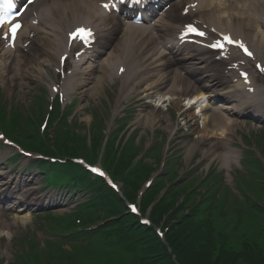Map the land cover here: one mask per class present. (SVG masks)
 Listing matches in <instances>:
<instances>
[{"label": "rangeland", "instance_id": "rangeland-1", "mask_svg": "<svg viewBox=\"0 0 264 264\" xmlns=\"http://www.w3.org/2000/svg\"><path fill=\"white\" fill-rule=\"evenodd\" d=\"M262 37L264 36L261 31L259 39ZM34 77L27 80L32 83H28V86L25 85L24 88L14 89L13 93H9L5 89V97L2 99L4 103L3 105L0 103V108L5 107L10 110L17 106L29 121L36 120L39 111H41V105L38 108L37 104L38 96L41 97L40 89L45 86L46 81H43V79L42 81L34 80ZM105 88L101 96L93 95L91 98L83 96L82 100L78 95V99L76 98L74 103L76 119L73 126L63 131L66 136L72 139L69 146L76 156L84 155L95 158L98 148L103 142L108 127L107 120L112 113V107L118 95L114 85L110 84L108 86L106 83ZM2 97L3 95H1ZM136 106V110H128V116L134 114V117L118 118L117 127L118 125L119 127L124 125L123 128H128V131L122 136L121 132L115 130L117 139L114 138L116 141L110 140L109 150L106 149L107 159L109 157L110 160H114L115 156L121 155L122 158L118 160L119 164L124 159L123 162H129V164L131 162V166L147 168L148 170L144 175L146 179L158 170L162 159V150L168 147L167 158L168 156L171 157L172 153H174L172 158H180V162L176 163L177 168L174 170L177 175L169 173L171 171L164 174L162 179L156 182V186L159 188H156V194L151 196L150 199L160 198L161 195H164L165 189L170 187L173 190L171 196L179 201L178 207L180 202L183 201L180 208L185 214L187 212L192 213L196 207L198 210L195 212V224H203L206 220L212 236L208 232H199L200 234H195V237L198 241L201 239L206 240L208 242L206 248L210 252L214 244L233 252H241L252 245L262 250L261 252L264 254V233H260L264 227V219L258 214V210L253 208V206L260 207V204H264V168L257 160V157H261L264 162V137H260L264 134V125L251 121L244 122L245 120L240 118L242 124L234 127V131L230 133L222 134L218 132L214 135H205L204 132H200L203 131L202 126L196 123V119L191 122L189 119L191 115L189 116L187 112L180 118L182 110L181 108L178 109L179 106L173 104L169 115L162 121L156 108L151 106L139 107L138 104ZM123 108L124 106L121 109ZM34 109H37V114L36 111H33ZM184 123H187V127L191 128L190 131H187L185 125H182ZM53 132L54 130L50 133L53 134ZM118 135L123 138L120 137V140ZM128 135H132L130 141ZM200 136H203L205 140L200 139ZM230 146L232 148L230 150L233 151L234 155L231 156L232 159L227 161L223 155L227 152V147ZM210 148L213 149V152L207 154ZM248 150L253 153L245 154ZM247 155L248 157H246ZM169 161V165L174 164L173 159ZM213 166H215L221 178H211L206 185L202 186L203 178L206 177L208 172L211 174L210 169ZM241 175H244L246 182L239 179ZM175 177L177 179L179 177L183 178H181L180 183L173 184ZM144 178L141 183L145 180ZM219 183H225L226 188L231 192L229 201L231 211L225 210L222 206L224 195L223 192L217 191ZM173 187H177V190ZM200 188L203 191H200ZM210 189L214 197L208 196ZM219 194L221 195L219 196ZM82 199H84L83 196ZM237 199L241 202H238ZM182 210L175 215L172 212L170 214L165 213L158 221L166 224L181 222L180 219L185 215ZM71 212H73V209H60L54 211L53 214L62 215ZM246 213L248 216H246ZM230 218L239 221L238 229L234 230L230 227L231 234L225 233V236L219 239L216 234L219 232L221 221ZM48 229L49 220L45 222L41 218H33L29 223L13 224L10 230H7L2 237L0 236V264H3L4 260L6 262L15 261L16 264H86L89 257L93 256L94 259L95 254L100 255V251L106 250L101 243L92 244L89 246L88 251L84 250L83 253L81 252L75 256L74 260L77 262H71L64 252L63 255L57 253L53 247L51 252L48 250L49 248H47V251L42 249L33 251L27 248L25 241L21 242L25 237H33L29 235L33 233L34 238L44 243L45 240L51 238ZM202 244L204 243L202 242ZM16 250H19L18 253ZM114 251L116 257L113 260L115 261L114 264H124L129 261V256H123L119 249ZM21 255L24 257L21 258ZM113 258L114 256L111 259ZM104 264H108L107 260Z\"/></svg>", "mask_w": 264, "mask_h": 264}, {"label": "bare ground", "instance_id": "bare-ground-1", "mask_svg": "<svg viewBox=\"0 0 264 264\" xmlns=\"http://www.w3.org/2000/svg\"><path fill=\"white\" fill-rule=\"evenodd\" d=\"M52 1V4H47V6L44 5L39 11L40 17L44 21L43 28L36 27L35 29L33 28L32 30L26 32L38 33V35L34 38H31V36H24L26 40L29 39V41H31V46L26 49L19 45L16 49L17 54L14 56V58H12L13 53L11 51L5 52V56L11 57L17 61V68L15 71H13L11 68L12 60L10 62V66H5V60L0 63V76L4 79L8 78L6 80L7 82L5 89L9 93H13L14 89L24 88L25 85L31 83H25V79L31 78V76L39 78L41 74L43 75V68L41 69L40 65L44 62L53 60V58L59 54V47L63 45L64 39L60 35L53 36V34H49L48 29L58 28L61 17L64 22L74 23L77 20V12H83L84 17L85 15H89L86 21L90 22L92 19L96 30H98L101 35L108 36L107 39L110 38L113 31L120 30V25H122L119 24L120 22L116 21L114 17L109 16L110 19L107 22L111 23L112 25L101 29V26H103L106 22L104 20L108 19V17L99 11L94 3V0L93 5L91 2L92 0H69L66 4L63 3V0ZM185 3V1L177 2L173 4L172 7L173 9H181ZM192 11H195L196 13L190 18L199 16L205 22V24H208L209 28L215 27L218 33H231L235 38H242L243 41L247 43V45L252 46L255 53H258L260 59H264V39H258L259 22L258 28L255 25L259 15L261 14L262 16L264 14V0H200L199 6ZM170 14L171 13L169 11L163 18L160 28L163 30V33H169L166 34L167 36H174L176 31L181 28L179 23L187 22L188 18L178 16L179 22L177 23L178 20L176 21L175 18L170 17ZM84 17L81 18L83 21ZM144 29L145 28L139 29V27L132 25L126 26L124 32L126 37H128L130 40V45L119 50L117 55L120 56L118 58L115 56V54H111L109 58L103 63L92 68L93 71H96L97 68L102 69V75L99 77V79L94 83L92 82L94 79L90 80V73H85L87 70L82 71L80 68L76 69L75 76H73L71 82L67 84L65 91L69 94L72 93L75 88L81 87L83 89L81 94L84 95L85 92L90 90L88 86L92 82L94 83V87L92 89L97 90V92L93 94H96V96H101L102 92H104L106 89V80L109 79V77H112V74H110L112 71V66L117 63H119L118 66H120L125 59L127 60L128 58H131V55L136 52L137 48H142V50L146 52L149 50L151 51L148 58L152 60L155 58L158 59L155 68H160V70H163L164 68L166 69L168 67H172L167 66V62L162 60L164 56L162 53H158V50L155 48L154 44L156 42L153 41L154 38L146 36ZM41 32H44V34ZM213 37L215 36L213 35ZM138 38H140V44L152 43L153 46L151 48L146 46L148 44L140 46L138 43ZM181 48L186 50L187 53L184 56L183 61H181L182 68L185 70V73H180L181 70H177L179 73L175 78L176 83L164 95L176 96L177 105L180 103V99L183 97H194L199 99L203 98L205 94H209L211 98L217 97L221 100L225 99V101L228 99H234L235 101L244 99V96L241 94L242 91L240 90L241 83L234 82V76L229 77L226 72L224 73V69L220 68L219 65L221 64L217 63L218 61L216 58L213 56L207 57L206 55L209 52L205 53L202 48L188 46L187 44H184ZM28 52L31 53L28 55L26 54ZM5 56H3V58H5ZM98 56L99 54H97L95 58ZM139 61L140 60L137 59L135 61L136 64L139 65L140 68L145 67L144 64H139ZM168 63L171 65L175 64L172 61H168ZM10 71H12L13 74L10 75ZM134 71L137 72L138 68H136ZM196 73H203L202 77L198 79L199 81L204 79L209 83H205L200 86L194 82L192 78L196 75ZM6 74H9V77H7ZM143 74L144 73H142V75ZM141 78L150 79L151 75L146 74V76H142ZM145 82V80H142L141 84L143 85ZM169 83L170 79L160 76V82L155 86L149 87L147 91H150L154 88L155 92H161L169 86ZM87 87L88 89H86ZM222 91L223 93L220 95V92ZM223 109L230 112H226ZM245 109V102L229 103L228 105L223 106V108L218 109L208 108V116L211 115L214 119L213 129H218L222 132L230 130L231 127L237 125L238 122V120L231 119L230 113ZM204 127L205 128L203 132L207 133V123ZM211 148L208 150L207 154H212L213 149ZM229 156L230 155L227 157ZM227 160H229V158H227ZM18 220L19 218L15 214H0V233L6 230L5 225L10 227L13 221L17 222Z\"/></svg>", "mask_w": 264, "mask_h": 264}, {"label": "trees", "instance_id": "trees-1", "mask_svg": "<svg viewBox=\"0 0 264 264\" xmlns=\"http://www.w3.org/2000/svg\"><path fill=\"white\" fill-rule=\"evenodd\" d=\"M208 196L214 197L211 189ZM175 203L176 199H174L173 196L170 198L166 196L153 209V217H157L158 220H161L163 215L169 213L171 210L174 211V215L178 214L181 212V209L177 210ZM253 208L258 210V214L264 219V210H261V208L257 206H253ZM108 209L110 214L119 217L117 219L119 221H115V224L118 226L120 224L125 233L134 235L136 253L132 254L133 257L129 258V261L125 264H264V254L261 252L262 250L252 245L241 252H233L228 251L225 247L214 244L210 252L209 249L206 248L208 242L204 239L198 241L195 237V234H200L199 232H208L211 235L209 230L210 227L207 225L206 220L203 224H195V212H197L198 209H194L192 213L188 215H183V218L180 219L181 222L174 224L168 234V242L173 249V254L176 255L178 263L173 260V255L168 252L167 245L161 243L152 230L140 226L136 219H132L127 215H122L124 211L119 213L116 206L111 205V203L107 204V210ZM246 216H248L247 213ZM237 222L240 225L238 220ZM234 225L236 226L237 223ZM261 232L264 233V227L260 233ZM216 235L219 239L225 236V234L221 232V229H219ZM202 242L204 244H202ZM100 262L101 264L102 262L105 263V260L101 258L98 260L99 264ZM109 263L112 264L113 262L109 261Z\"/></svg>", "mask_w": 264, "mask_h": 264}, {"label": "snow or ice", "instance_id": "snow-or-ice-1", "mask_svg": "<svg viewBox=\"0 0 264 264\" xmlns=\"http://www.w3.org/2000/svg\"><path fill=\"white\" fill-rule=\"evenodd\" d=\"M29 2H31V0H29ZM136 3H139L140 0H135ZM16 7L14 0H0V26L3 25V23L6 20L7 17V12L8 10L12 9ZM104 8L108 9L110 7L109 4H104L103 5ZM21 25L20 24H15L14 27L10 28L9 31L12 34V38L14 39L15 34H16V30L18 28H20ZM189 32L195 33L198 36H205L206 34L204 32L199 31L198 29H196L195 27L189 25L188 29ZM73 37H79L81 40H84L85 43H89L91 41V39L93 38V34L90 30H86V29H77L75 33H73ZM7 38V37H5ZM225 40H227L228 43H236L238 44V46L240 48H242L245 53L249 56L252 55L251 52L248 51V49L244 46V44L242 42H238V41H233L230 37H224ZM210 47L213 48H220L223 49V44L219 41H217L216 43H213L211 45H209ZM93 171H97L96 169H93ZM135 210V209H133Z\"/></svg>", "mask_w": 264, "mask_h": 264}]
</instances>
